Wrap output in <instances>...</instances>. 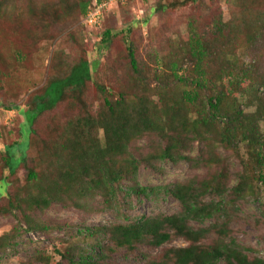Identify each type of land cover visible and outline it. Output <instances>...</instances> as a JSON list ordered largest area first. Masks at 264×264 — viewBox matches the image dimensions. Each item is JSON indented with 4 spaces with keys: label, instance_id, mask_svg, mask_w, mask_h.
<instances>
[{
    "label": "rangeland",
    "instance_id": "rangeland-1",
    "mask_svg": "<svg viewBox=\"0 0 264 264\" xmlns=\"http://www.w3.org/2000/svg\"><path fill=\"white\" fill-rule=\"evenodd\" d=\"M63 1L68 5H62ZM82 1L87 0H0V142L18 139L22 125L20 141L6 150L13 155V167L27 156V166L41 178L29 182L27 167L19 165L4 180L0 209L9 210L10 202L16 208L0 212V264H148L160 260L166 250L189 242L173 237L161 247L143 242L133 249L118 248L105 231H92V235L85 231L141 216L179 213L180 203L166 189L217 173L226 176L230 187L247 175L250 186L228 204L230 220L216 216L191 224L209 228L227 221V239L249 248L250 257L264 259V185L254 177L256 165L248 162L245 167L242 162L248 159L244 145L229 149L216 141H188L186 147L175 151L188 159L174 155L173 162L158 159L166 140L145 133L129 144L128 153L139 163L135 181L159 188L153 194L128 196L127 188L133 181H123L115 198L98 190L78 200L77 205L65 200L41 207L29 201L45 192L56 175L54 145L68 122L98 118L105 106L104 97L114 100L136 94L146 101H157L158 87L175 82L169 61L176 59L182 68L180 75H189L192 69L194 62L187 51L192 31L210 42L215 21L228 22L234 15L239 20L255 10L264 11V0H131L110 7L100 25L91 28L79 13ZM107 30L112 35L104 41ZM128 47L135 52L138 73L131 66ZM235 52L240 62L248 63V52L239 46ZM170 54L174 56L169 60ZM162 59L168 60L162 64ZM82 60L89 62L91 81L76 90L66 89L53 109L38 116L33 124L36 134L30 136V117L24 113L33 107L36 96L44 94L50 80L65 77ZM241 99L242 109L252 112L254 106L245 103L247 96ZM191 109L184 108L190 116L195 115L194 107ZM94 134L102 141V129ZM3 168L0 162V177ZM211 199L218 196L207 194L204 201ZM226 199H233L230 189ZM217 240L212 232L201 243L215 245Z\"/></svg>",
    "mask_w": 264,
    "mask_h": 264
},
{
    "label": "trees",
    "instance_id": "trees-1",
    "mask_svg": "<svg viewBox=\"0 0 264 264\" xmlns=\"http://www.w3.org/2000/svg\"><path fill=\"white\" fill-rule=\"evenodd\" d=\"M95 1L80 2L79 13L85 17ZM62 3L68 5L67 1ZM192 32L187 51L194 64L189 75L178 73L182 68L176 59L169 61L175 82L158 87L157 101H146L136 94L114 100L104 97L105 106L98 118L68 122L61 140L54 145L56 160L52 166L56 175L46 191L41 192L42 196L29 199L32 204L47 207L53 202L69 200L77 205L78 200L98 190L104 196L115 198L123 181H133L127 188L128 196L147 197L158 191L159 188L140 186L135 181L139 163L128 153L129 144L145 133H155L166 140L158 159L173 162L174 155L188 159L175 152L186 147L188 141H216L229 149L244 145L248 159L242 162L245 167L248 162L256 165L254 177L264 185V129L261 125L264 124V11L255 10L252 15H243L239 20H235L234 15L228 22L215 21L214 37L210 42ZM111 35L107 30L104 41ZM238 46L248 52V63L238 60L235 52ZM170 55L169 60L174 56ZM128 57L133 71L138 73L132 47H128ZM167 60L162 59V64ZM88 81H91V69L86 60L73 65L65 77L50 80L44 94L36 96L33 107L24 113L30 117V136L36 134L33 124L38 116L53 109L66 89L82 88ZM204 93L209 95L204 96ZM244 96H247L246 106H254L252 112L242 109L241 98ZM191 107H194L195 115L190 116L184 108L192 112ZM98 128L103 130L102 141L94 134ZM21 130L22 125L18 128V139L8 144L0 142V162L4 167L0 194L5 186L4 180L13 175L19 165L27 167L29 182L41 179L33 168L27 166V156L17 167L12 165L13 155L6 149L18 144ZM240 177L234 187L227 184L226 176L221 173L201 181L190 179L176 183L165 189L180 203L179 213L141 216L128 223L87 228L85 232L92 235V231H105L114 246L128 249L143 242L161 247L173 237H182L189 242L185 247L166 250L160 260L148 264H264L263 258L250 257L249 248L242 247L234 239H227L230 236L227 221L214 223L209 228H195L191 224L193 221L202 224L216 216L230 220L228 204L235 202L250 186L249 176ZM229 189L233 195L231 200L226 199ZM207 194L217 195L218 199L204 201ZM12 208L16 206L10 202V209H0V212ZM212 232L220 240L215 245L204 246L201 240Z\"/></svg>",
    "mask_w": 264,
    "mask_h": 264
},
{
    "label": "built area",
    "instance_id": "built-area-1",
    "mask_svg": "<svg viewBox=\"0 0 264 264\" xmlns=\"http://www.w3.org/2000/svg\"><path fill=\"white\" fill-rule=\"evenodd\" d=\"M126 0H101L95 1L92 8L84 17V23L89 27H95L100 25L104 19L105 12L109 10L113 5L118 3H124Z\"/></svg>",
    "mask_w": 264,
    "mask_h": 264
}]
</instances>
